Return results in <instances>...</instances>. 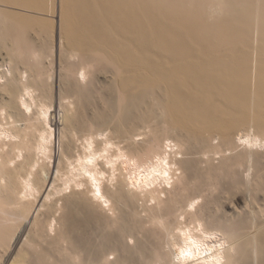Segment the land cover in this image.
Wrapping results in <instances>:
<instances>
[{"label": "bare ground", "instance_id": "obj_1", "mask_svg": "<svg viewBox=\"0 0 264 264\" xmlns=\"http://www.w3.org/2000/svg\"><path fill=\"white\" fill-rule=\"evenodd\" d=\"M8 39L6 264H264L215 194L264 192V0H0Z\"/></svg>", "mask_w": 264, "mask_h": 264}, {"label": "rangeland", "instance_id": "obj_2", "mask_svg": "<svg viewBox=\"0 0 264 264\" xmlns=\"http://www.w3.org/2000/svg\"><path fill=\"white\" fill-rule=\"evenodd\" d=\"M34 32V30H32V32H29V33H27V39L30 41L31 40V42H34L36 39H38L39 40V37H38V35H36V34H34L33 33ZM31 37V38H30ZM36 37V38H35ZM32 38H34V39H32ZM33 40V41H32ZM36 42H37V40H36ZM35 42V43H36ZM39 42V41H38ZM10 47H11V41L8 39L5 43H3V44H1L0 43V63H1V61H2V63L3 62H6V60L8 59L7 57H9V55H10ZM10 52V53H9ZM9 54V55H8ZM7 55V56H6ZM11 55H12V53H11ZM6 56V57H5ZM11 57V56H10ZM4 58L6 59V60H4ZM13 58V57H12ZM4 60V61H3ZM7 62H8V60H7ZM107 81V82H106ZM106 81H105V79H104V83H108V81H110V76H108V77H106ZM91 109H93V106H91L90 107V112H92V110ZM94 110V109H93ZM216 142L217 141H213V143H215L216 144ZM240 150H243V148H241V147H239V148H237L236 150H233L234 152H232L231 153V151L230 150H227L228 152H230L229 154H228V152L227 151H225V152H223L222 154H223V156H225V157H229V155H231V156H235V155H238L239 154V151ZM238 152V153H237ZM243 151H240V153H242ZM233 153H235V154H233ZM225 154H228V155H225ZM214 156V155H213ZM211 154H210V158H213V162H212V159H211V164H215V165H219V160H220V156H222V155H218V154H216L214 157H215V159H214V157H213ZM216 157L218 158V159H216ZM224 157V158H225ZM219 161V162H218ZM218 163V164H217ZM207 164V163H206ZM206 164L205 163H203V165L202 166H206ZM229 182L228 180H225V182ZM225 182L224 183H222L220 186L221 187H217V189L218 190H215V194L217 193L218 195H219V193L221 192V189H222V194L220 193V195H221V197H220V199H221V203H219L221 206H222V208H220V210H221V212L220 213H224V216H226V217H233V218H236V217H242V218H248L249 219V216H252L253 218H254V215L256 214V211H257V209L258 208H261L262 207V203H263V201H261V200H263L264 199V192H261L260 194H259V202L257 203V202H254L253 204H252V201L250 200L251 198H250V196H248V195H243L244 193H242V191L240 192V190H232V193L230 192V194H227L229 191H228V189L225 187L226 186V184H228V183H226L225 184ZM228 186V185H227ZM225 187V188H224ZM227 191H226V190ZM208 190H211V192L210 193H208L209 191ZM206 192H204L203 194H205V195H207L208 196V198H209V196L212 194V196L214 195V191H213V193H212V189L210 188V189H208ZM213 190H214V188H213ZM223 191H224V193H223ZM231 191V190H230ZM227 192V193H226ZM216 194V195H217ZM228 196H227V195ZM223 195V196H222ZM243 196H245V198L243 197ZM211 197V196H210ZM224 199V200H223ZM227 199V200H226ZM224 202H223V201ZM246 201V202H245ZM257 203V205L255 206V204ZM218 208V209H219ZM259 210V209H258ZM236 212V213H234V212ZM247 211V212H246ZM250 211H252V213L250 212ZM253 212H255L254 214H253ZM258 212V211H257ZM59 213V212H58ZM57 213V214H58ZM233 213V214H232ZM56 214V215H57ZM252 214V215H251ZM59 215V214H58ZM251 218V217H250ZM256 219L255 220H257V217H255ZM259 219V221H262V224L260 225V224H258L259 222H256L255 220V222H256V224L257 225H260V226H264V222H263V220H264V217H263V219L261 218V216L258 218ZM261 219V220H260ZM258 221V220H257ZM254 222V223H255ZM29 228H30V226H29ZM29 228H27V231L29 230ZM27 231H25L24 232V237L22 238V242L24 241V238H26V235L25 234H27ZM21 243V242H20ZM22 244V243H21ZM20 244V245H21ZM129 244L132 246V244H133V242L132 241H129ZM20 245H18L17 247H16V250L18 251L19 249V247H20ZM23 247V248H22ZM21 248L22 249H24L25 247L24 246H21ZM3 249V250H2ZM3 251V252H2ZM15 251V250H14ZM16 251V252H17ZM10 255H11V253H9L8 254V252L6 251V249L5 248H1L0 247V264H6L7 262H5V261H7V257L9 258L10 257ZM115 258V254H109L108 255V259L110 260V261H113V259ZM4 259V260H3ZM10 260H11V258H10Z\"/></svg>", "mask_w": 264, "mask_h": 264}]
</instances>
